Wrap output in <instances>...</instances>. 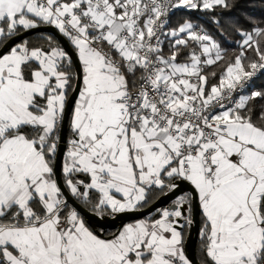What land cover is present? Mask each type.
Returning <instances> with one entry per match:
<instances>
[{
  "label": "snow or ice",
  "instance_id": "obj_1",
  "mask_svg": "<svg viewBox=\"0 0 264 264\" xmlns=\"http://www.w3.org/2000/svg\"><path fill=\"white\" fill-rule=\"evenodd\" d=\"M217 7L230 0H0V264H192L194 208L199 264H264V92L240 94L264 73V27L234 22L226 58L200 25L168 24ZM41 26L65 43L25 36ZM70 197L100 218L150 210L105 233Z\"/></svg>",
  "mask_w": 264,
  "mask_h": 264
},
{
  "label": "trees",
  "instance_id": "obj_2",
  "mask_svg": "<svg viewBox=\"0 0 264 264\" xmlns=\"http://www.w3.org/2000/svg\"><path fill=\"white\" fill-rule=\"evenodd\" d=\"M230 4L231 7L229 8L217 7L214 11L189 12L184 9H177L168 19L169 28H176L185 20H191L193 23L200 25L202 31H206L208 34L212 35L213 38L221 45L222 49L225 50L226 58L230 57L233 54L239 52L238 42L241 39L240 35L233 30L234 22H238L236 26L245 30H251V28L255 25L264 27V0H230ZM215 19H220L226 23L223 26L217 25L214 23ZM38 34L53 36L50 33H35L27 36V38L30 39L34 44H44V40L38 39ZM164 51L165 53H168L167 45L164 47ZM179 59L183 60L184 57L182 56ZM206 71H215L219 73L220 68L218 66L209 67L206 69ZM253 91L264 92V73H261L256 78H254L251 84L247 86L241 92V94L243 93L245 95H249ZM250 104L254 109L259 110L260 108L264 107V99L257 97L251 101ZM67 135H69L68 129ZM162 195L163 194L161 193H155L153 195L154 201L156 200L157 196L160 197ZM78 202L87 210L92 212L90 206L85 205L82 201ZM187 230L188 228L185 229V238L187 235ZM113 231L114 230H107L106 233H111ZM196 257L199 261V235L196 244Z\"/></svg>",
  "mask_w": 264,
  "mask_h": 264
},
{
  "label": "water",
  "instance_id": "obj_3",
  "mask_svg": "<svg viewBox=\"0 0 264 264\" xmlns=\"http://www.w3.org/2000/svg\"><path fill=\"white\" fill-rule=\"evenodd\" d=\"M35 33H50L52 34L57 40H59L62 44L65 42L59 36V34L51 27L48 26H41L40 28L28 32L25 36H30ZM67 46V45H66ZM65 136H67V127H65ZM191 186L188 184H182L176 193L169 194L167 196H160L159 199H156L154 203L150 205V208L154 210L157 207H164L168 205L171 200L174 198L175 195L179 194L180 192H190ZM70 206L76 207L77 210L81 213V215L86 219L90 226H94L98 230H102L106 233L107 230H118L124 224L130 221H134L136 219L142 218V216H146L149 213V207H145L141 211L137 212H126V213H119L116 215H106L104 218H100L93 212L87 210L83 205H81L74 197H70L69 200ZM200 228V215L199 210L194 208L193 213V224L187 230V235L185 238V252L189 259L192 261V264H199V261L196 257V244L198 238V230Z\"/></svg>",
  "mask_w": 264,
  "mask_h": 264
},
{
  "label": "built area",
  "instance_id": "obj_4",
  "mask_svg": "<svg viewBox=\"0 0 264 264\" xmlns=\"http://www.w3.org/2000/svg\"><path fill=\"white\" fill-rule=\"evenodd\" d=\"M261 73H262V72H258V73H257V74H256V75H255V76H254V77H253V78L247 83V85L245 86V88H246L247 86H249V85L251 84L252 80H253L254 78H256L258 75H260ZM245 88H244V89H245ZM244 89H243V90H244ZM243 90L240 91V94H241V92H242Z\"/></svg>",
  "mask_w": 264,
  "mask_h": 264
},
{
  "label": "crops",
  "instance_id": "obj_5",
  "mask_svg": "<svg viewBox=\"0 0 264 264\" xmlns=\"http://www.w3.org/2000/svg\"><path fill=\"white\" fill-rule=\"evenodd\" d=\"M130 222H133V221H130ZM130 222H127V223H130Z\"/></svg>",
  "mask_w": 264,
  "mask_h": 264
},
{
  "label": "rangeland",
  "instance_id": "obj_6",
  "mask_svg": "<svg viewBox=\"0 0 264 264\" xmlns=\"http://www.w3.org/2000/svg\"><path fill=\"white\" fill-rule=\"evenodd\" d=\"M243 94V93H242ZM243 95H245V94H243Z\"/></svg>",
  "mask_w": 264,
  "mask_h": 264
}]
</instances>
